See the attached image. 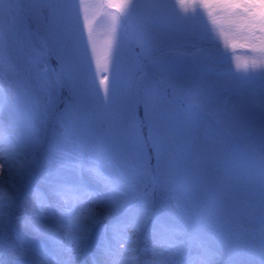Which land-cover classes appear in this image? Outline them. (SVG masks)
<instances>
[{
    "label": "rangeland",
    "instance_id": "obj_1",
    "mask_svg": "<svg viewBox=\"0 0 264 264\" xmlns=\"http://www.w3.org/2000/svg\"><path fill=\"white\" fill-rule=\"evenodd\" d=\"M53 2L62 7L49 21L43 15L33 19L31 36L18 30L10 18H0V136L19 144L16 153L3 145L6 156L0 174L15 179L7 165L14 173L27 156L34 163L19 192L30 188L38 197L52 195L50 184L64 179L81 181L103 194L106 190L92 178L90 167L103 169L127 187L138 163L133 124L144 121L142 135L149 136L147 103L163 151L159 161L153 154L157 175L148 195L155 188L158 216L189 234L178 237L176 264H199L195 257L200 240L215 252L213 264H254L253 257H264V251L254 246L264 236V119L256 107L264 100V76L259 68L248 79L232 75L237 64L244 76L246 64L251 72L252 62L262 59L250 49L260 46L264 33L249 30L243 9L234 15L216 11L220 24L214 42L206 15L177 26L176 16L183 15L181 0H166L172 7L163 13L141 8L127 19V10L119 7L126 0ZM149 15L153 18L146 24ZM146 28L156 46L147 58L136 42ZM105 77L111 88L107 102L101 84ZM196 90L220 91L249 104L220 127L203 121L194 146L191 114L181 98ZM168 194L177 199L168 200ZM98 210L109 219L106 211L99 206ZM147 233L148 227L143 234L136 233L144 246Z\"/></svg>",
    "mask_w": 264,
    "mask_h": 264
},
{
    "label": "snow or ice",
    "instance_id": "obj_2",
    "mask_svg": "<svg viewBox=\"0 0 264 264\" xmlns=\"http://www.w3.org/2000/svg\"><path fill=\"white\" fill-rule=\"evenodd\" d=\"M62 7L53 0H0V18H10L14 26L29 36L33 35L30 22L39 19L42 15L46 21L55 17L58 8ZM119 7L126 9L124 19L131 17L137 10L144 8L149 13L160 14L172 7L166 0H147L140 4L136 0H126V3ZM179 7L183 15L176 16L177 26L186 24L189 20L207 16L206 27L210 37L215 42L220 18L215 13L217 10L228 15H234L236 10L243 9L247 14L248 28L255 31L257 28L264 33V0L259 3H231L226 0H181ZM191 9V15H189ZM152 16L146 18L145 23L150 24ZM211 27H208V25ZM113 37L116 34V21H113ZM221 38L225 37L223 31H219ZM155 37L146 28L136 36V42L140 48V54L147 58L151 57L156 50ZM227 43V42H225ZM112 44L109 43V51L112 52ZM231 47L235 48V44ZM258 51L262 59L254 60L251 65V72L247 64L243 67L244 76L239 75L241 66L236 65V73L232 75L236 79H248L256 74L259 68V75L264 76V40L260 41L258 48L250 49ZM119 53V44L116 45L115 56ZM227 59V53H219ZM139 60V56L137 58ZM145 68L147 66H144ZM48 69H45L47 72ZM144 75L147 73L145 71ZM101 80L104 86L105 101L110 99L111 88ZM182 102L187 101L186 111L191 114V127L189 129L192 144L195 146L200 138V125L207 120L211 124L220 127L228 121L235 120L242 114L249 101L246 99H233L220 91L196 90L189 92L181 98ZM261 119H264V100L256 105ZM145 119L148 121L149 136L144 138L142 129L144 121L133 124L132 136L134 139L136 159L138 161L135 177L128 182L127 187L118 184L110 175L99 167H90L88 172L92 178L100 183L106 190L103 194L91 191L81 181H68L56 179L50 184L52 196L56 197L63 204V213L56 215L50 204H46L42 198H37L38 203L29 210L22 204L17 203L16 197L11 193L19 192L20 187L27 177L31 175L33 160L27 156L19 162L13 173V166L8 164V170L15 179L9 181L10 188L6 191L0 183V264H44L48 257L44 255L41 243L52 240L62 247L65 242L68 246H79L86 241L92 227L97 223L102 211H97L99 206L107 212L108 218L113 221L105 228V234L110 230L111 240L118 245L114 249L111 242L106 239L104 254L107 257H116L113 264H137L135 253L138 240L128 236L129 231L143 234L145 227H148L147 243L143 249L146 258L143 264H176L175 256L181 245L178 239L181 235H189L179 232L173 225L162 220L157 214L156 193L153 188L151 197L148 195V188L154 183L157 175L156 169L152 166L155 157L163 158L162 144L155 131L147 103L145 104ZM7 143L10 152L16 153L19 144L11 138L0 136V163L3 162V145ZM75 160L76 157L69 153H61ZM164 190H161V194ZM168 200H176L174 194H168ZM87 205V206H86ZM177 206L179 202H177ZM27 230L21 231V227ZM30 234V235H29ZM191 239V237L189 236ZM199 249L195 259L199 264H213L215 252L205 241L197 243ZM71 250V247H69ZM167 254V255H166ZM49 264L51 261L49 260Z\"/></svg>",
    "mask_w": 264,
    "mask_h": 264
},
{
    "label": "bare ground",
    "instance_id": "obj_3",
    "mask_svg": "<svg viewBox=\"0 0 264 264\" xmlns=\"http://www.w3.org/2000/svg\"><path fill=\"white\" fill-rule=\"evenodd\" d=\"M9 181V178L0 174V183L3 184L6 191L10 188ZM11 194L16 197L18 204L24 205L29 210L38 203V195L32 194L30 188L22 193L13 191ZM39 198H42L46 204H50L52 211L56 215H61L63 213V204L62 202H59L56 197L48 195ZM96 210L100 211L98 210V206L96 207ZM110 223H112L111 220L105 219L103 215L99 216L97 223L89 232L87 240L82 242L79 246H68L65 242V245L62 247L60 244L55 243L52 240L42 242L40 246L44 251V255L48 257V260H45L44 264H49V260L51 261V264H113L116 257H104L100 254L101 252L104 253L103 249L106 239L111 242L114 249L119 248V245L114 240H111L112 236H109L111 231L109 230L107 232V236L105 234V228L108 227ZM20 227L22 232L28 234L26 229H23L22 226ZM128 236L132 237L134 240H138V244L134 245L137 248L135 255L137 257V264H143V260L146 258V254L143 252L145 246L141 244L135 232L129 231ZM258 236L260 235L258 234ZM90 238H93L94 241L90 242ZM254 246L259 252L264 251V236L261 239L257 238ZM69 247H71V250H69ZM252 261L254 264H264V257H253Z\"/></svg>",
    "mask_w": 264,
    "mask_h": 264
}]
</instances>
